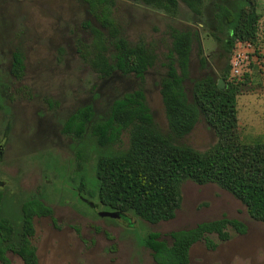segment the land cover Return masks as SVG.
Masks as SVG:
<instances>
[{
    "label": "rangeland",
    "instance_id": "374dc122",
    "mask_svg": "<svg viewBox=\"0 0 264 264\" xmlns=\"http://www.w3.org/2000/svg\"><path fill=\"white\" fill-rule=\"evenodd\" d=\"M116 1L113 16L122 35L130 44L144 41L154 45L158 54L142 80L120 72L99 75L83 58L78 50L80 43L89 45L91 40L84 23H98L82 0H0L3 214L18 223L20 202L28 195L41 196L52 206V216L34 217L31 240L38 264H158L141 242L148 232H159L170 244V231L223 215L245 222L246 232L228 227L227 240L209 234L215 246L208 247L204 240L195 242L189 264H264V222L254 219L243 203L215 183L183 181L180 207L169 220L151 223L133 214H127L124 220L99 213L103 210L83 198L69 179L74 176L75 155L72 140L60 131L66 117L78 106L92 103L96 112L102 113L113 99L137 88L144 90L158 126L166 131L158 82L166 70L162 65L164 53L171 46V27H175L194 30L198 35L199 42L193 40L191 47V79L206 74L218 76L227 61L229 80L243 81L248 74V82L240 85L237 95L239 139L244 144L264 142V0L256 2L260 14L257 45L237 41L230 52H225L214 37L225 38L216 13L217 5L227 0H203L201 14L180 2L174 15L138 0ZM15 51L23 57L21 78L10 72ZM185 83L190 89L191 81ZM123 140L125 144L126 136ZM178 142L206 150L217 137L200 118ZM8 257L12 264H24L11 251Z\"/></svg>",
    "mask_w": 264,
    "mask_h": 264
},
{
    "label": "trees",
    "instance_id": "16d2710c",
    "mask_svg": "<svg viewBox=\"0 0 264 264\" xmlns=\"http://www.w3.org/2000/svg\"><path fill=\"white\" fill-rule=\"evenodd\" d=\"M82 1L98 23H84L91 40L89 45L80 43L78 50L86 62L102 76L120 72L142 80L157 60L155 46L144 41L130 44L122 35L113 16L116 0ZM138 1L170 15L175 14L180 2L197 14L202 13L203 5V0ZM227 1L217 5L216 13L225 38L214 35L215 39L221 41L225 52H230L237 41L257 45V0ZM170 34L171 46L162 63L166 70L158 82L167 130L158 126L142 88L116 97L102 113H97L92 103L80 105L61 126V132L72 140L75 155L74 176L69 179L76 191L100 210L133 214L151 223L174 217L181 204L183 181L215 183L243 203L254 219L264 222V142L244 144L239 139L237 95L240 85L248 82V74L243 81L229 80L227 61L218 76L206 74L191 79L190 54L193 40L199 42L197 32L171 27ZM201 65H206V58H201ZM10 72L16 78L24 74L23 57L18 51L12 54ZM218 78L223 79V88L217 86ZM187 79L192 83L190 89ZM200 118L217 137L206 150L178 142ZM4 196L0 187V263L12 264L8 257L11 251L24 264H38L31 240L34 217L52 216L53 208L41 196L28 195L20 202L17 223L3 214ZM228 227L238 233L247 230L242 220L223 215L170 231V244L157 231L148 232L141 242L158 264H189L195 242L204 240L208 247H214L208 235L215 233L227 240Z\"/></svg>",
    "mask_w": 264,
    "mask_h": 264
},
{
    "label": "water",
    "instance_id": "95a60500",
    "mask_svg": "<svg viewBox=\"0 0 264 264\" xmlns=\"http://www.w3.org/2000/svg\"><path fill=\"white\" fill-rule=\"evenodd\" d=\"M217 86H218L219 88H223V87H224V81H223L222 78H218V79H217ZM99 213H102L103 215H110V216H112V217L124 216L125 219H127L126 216L123 214V212H119V211H104V210H103L102 212H99ZM100 215H101V214H100Z\"/></svg>",
    "mask_w": 264,
    "mask_h": 264
},
{
    "label": "flooded vegetation",
    "instance_id": "af4514ba",
    "mask_svg": "<svg viewBox=\"0 0 264 264\" xmlns=\"http://www.w3.org/2000/svg\"><path fill=\"white\" fill-rule=\"evenodd\" d=\"M222 54V53H221ZM10 70H11V67H10ZM49 102V105L51 106V102L48 100ZM57 104V103H56ZM60 131H61V128H60ZM62 133V132H61ZM3 152V148L2 146H0V155L1 153ZM125 216L127 215V213H123ZM117 218H120V219H124L125 220V217L124 216H120V217H117Z\"/></svg>",
    "mask_w": 264,
    "mask_h": 264
},
{
    "label": "built area",
    "instance_id": "2783aa9c",
    "mask_svg": "<svg viewBox=\"0 0 264 264\" xmlns=\"http://www.w3.org/2000/svg\"><path fill=\"white\" fill-rule=\"evenodd\" d=\"M243 42H241L240 44H242ZM239 62V59H238V57H237V60H236V64ZM236 71H237V69H235Z\"/></svg>",
    "mask_w": 264,
    "mask_h": 264
}]
</instances>
